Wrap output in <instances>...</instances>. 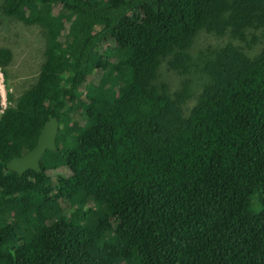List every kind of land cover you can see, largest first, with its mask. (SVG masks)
<instances>
[{
    "label": "trees",
    "instance_id": "obj_1",
    "mask_svg": "<svg viewBox=\"0 0 264 264\" xmlns=\"http://www.w3.org/2000/svg\"><path fill=\"white\" fill-rule=\"evenodd\" d=\"M0 25L6 79L16 36L45 41L0 112V264H264V0H2ZM50 116L41 170H9Z\"/></svg>",
    "mask_w": 264,
    "mask_h": 264
},
{
    "label": "rangeland",
    "instance_id": "obj_2",
    "mask_svg": "<svg viewBox=\"0 0 264 264\" xmlns=\"http://www.w3.org/2000/svg\"><path fill=\"white\" fill-rule=\"evenodd\" d=\"M1 2H2V0H0V4H1ZM51 13L54 16L57 15V11L54 8H53ZM16 31H18V30H15V32ZM65 33H66V30L63 27V29L61 31H59V34H61L60 39H62V37H64ZM2 35H3V31H2V26L0 25V47H7L9 44L3 43L4 39H2ZM258 35L260 36V34H258ZM28 36H29L28 34L25 36V38L20 34L18 36H16V42L14 44V48L13 49L11 48V49L14 53V61H16L17 65L15 67V64L11 63L4 68V70H6V72H7V79L5 77L3 69L0 67V83H2L4 81L2 84V88L6 94V98L4 95L1 94L0 104H2V106L5 108H7V106H14L16 103V99L24 92V90L29 89L30 85L34 82V80L36 79V77L38 76L39 71H40L39 65L36 64V61L42 62L45 60V56L43 55V52L45 50L44 39L42 37H40L39 35L38 36H31V37L27 38ZM219 37L220 36L216 35L215 33L200 32V33H198V36L196 37V39L200 40V41H197V43H198V45L200 44L205 50L208 47V43H210L212 45L219 44L220 40H223V39H220ZM10 42H11V40H10ZM25 42H29V43L26 44ZM256 44L258 45V42H256ZM260 46H262V45H260ZM247 54L251 55L252 51H248ZM26 60H29V63H27ZM33 65H36V67H34ZM162 68H163V71L161 74V77H162L161 80H164L168 84L170 91L177 90L181 85V81L183 80V77L181 75H179L176 71L169 70L168 66H166V65H164ZM27 79H31L29 81V83H30L29 85H28V83H24V81ZM197 79H198V77L194 76L193 81L191 82V85H192L193 90L196 93L200 94L202 91V84L200 85V82H198ZM61 84H63V83H61ZM95 84L98 86V84H99L98 79L95 80ZM100 84H101V82H100ZM8 92L11 94V96L13 98L12 101L6 100ZM42 104H44V105L47 104V100L43 101ZM193 104H194V102L192 99H190L189 101L186 102L185 113H187V110L189 108H191V106ZM52 117H54V116H50L48 119H50ZM74 118H76V117H73V119ZM68 126H71L70 121L68 122ZM58 129H60V123H59ZM55 144H56V142H55ZM43 155H42V157H43ZM49 157H50V154L45 155L43 161L50 164L51 160L49 159ZM40 161H41V159H40ZM209 164H210V162L205 163V161L203 159H199L196 163L193 164L192 167L197 168L198 171H203L204 169L201 170L200 168H203L205 165L208 167ZM217 172H219V169L217 170ZM55 174L56 175L57 174L58 175H62V174L67 175V174H69V169L66 168L64 165H62V166H60L59 169H48L46 171L47 177H51V179H53V180H56V176H54ZM210 177L214 178L213 176H210ZM54 184H56V181H54ZM89 205L93 206L95 204L92 203ZM56 206H58L59 208H62V209H63V207H65V208L70 207V205H67L63 201L60 203L57 202ZM47 210H49V209H47ZM53 210L58 211V208L54 207ZM10 212L12 214V211H10ZM29 212H32V209L29 210Z\"/></svg>",
    "mask_w": 264,
    "mask_h": 264
},
{
    "label": "water",
    "instance_id": "obj_3",
    "mask_svg": "<svg viewBox=\"0 0 264 264\" xmlns=\"http://www.w3.org/2000/svg\"><path fill=\"white\" fill-rule=\"evenodd\" d=\"M59 122L52 117L43 123L40 133L37 137L35 146L21 156L14 157L9 160L6 167L18 174H23L26 170L39 172L40 159L42 155L48 151L56 150V135L58 133Z\"/></svg>",
    "mask_w": 264,
    "mask_h": 264
},
{
    "label": "crops",
    "instance_id": "obj_4",
    "mask_svg": "<svg viewBox=\"0 0 264 264\" xmlns=\"http://www.w3.org/2000/svg\"><path fill=\"white\" fill-rule=\"evenodd\" d=\"M66 35H64V37H65ZM64 37H62V39H60L61 38V35H57V40H58V42H62L63 41V38ZM40 72V71H39ZM51 73L54 75L53 76V79H55L56 81H58V79H57V77H56V74H57V70H53V71H51ZM52 91H53V88L51 87L50 88ZM0 96H1V93H0ZM55 117V116H54ZM56 118V117H55ZM57 119V118H56ZM58 120V119H57Z\"/></svg>",
    "mask_w": 264,
    "mask_h": 264
},
{
    "label": "clouds",
    "instance_id": "obj_5",
    "mask_svg": "<svg viewBox=\"0 0 264 264\" xmlns=\"http://www.w3.org/2000/svg\"><path fill=\"white\" fill-rule=\"evenodd\" d=\"M5 81H6V80H5ZM3 82H4V81H3ZM3 82L0 83V93H1L2 95H4L5 98H6V94H5V92H4L3 88H2V84H3ZM4 109H5V108L2 106V104H0V112H3ZM253 203H254V201H253Z\"/></svg>",
    "mask_w": 264,
    "mask_h": 264
},
{
    "label": "bare ground",
    "instance_id": "obj_6",
    "mask_svg": "<svg viewBox=\"0 0 264 264\" xmlns=\"http://www.w3.org/2000/svg\"><path fill=\"white\" fill-rule=\"evenodd\" d=\"M5 108V107H4Z\"/></svg>",
    "mask_w": 264,
    "mask_h": 264
}]
</instances>
